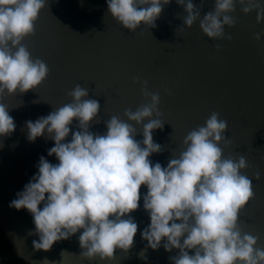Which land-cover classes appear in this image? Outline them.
Returning a JSON list of instances; mask_svg holds the SVG:
<instances>
[{"label":"clouds","instance_id":"9594fccd","mask_svg":"<svg viewBox=\"0 0 264 264\" xmlns=\"http://www.w3.org/2000/svg\"><path fill=\"white\" fill-rule=\"evenodd\" d=\"M47 2L0 0V101L5 94L37 88L48 75L46 62L32 57L21 43L34 32V22ZM169 2L106 0L108 13L132 31L141 23L154 26ZM176 3L184 6L183 25L198 22L210 38L226 37L225 26L235 23L231 13L237 3L245 13L255 8L258 23L264 19V0H214L213 9L202 16L193 0ZM262 36L264 32H259L255 38ZM134 80L148 102L134 111L125 108L126 119L112 115L105 121L103 134L89 130L100 104L79 83L67 93L71 102L25 122L27 139L51 138L55 143L48 155L58 159L53 164L40 156L38 171L9 204L31 214L38 236L32 241L34 248L49 250L54 242L83 229L78 236L81 255L106 260L113 258L115 248L127 251L137 223L126 214L138 208L143 184L147 187L143 208L150 224L140 235L147 247L157 249L163 239L166 251L179 249L176 256L169 257L173 264H264L259 237L238 226L239 212L253 196L252 180L241 171L247 167L243 155L235 159L223 156L220 142H229L227 121L211 112L203 125L187 132L178 156H172L166 166L153 163L148 157L161 151V145L153 140L152 132L164 123L160 94L149 90L147 80ZM9 110L0 102V136L15 129ZM74 118L79 130L72 129L71 140L65 141ZM137 126L142 128V140L135 139ZM188 249L194 250L191 255ZM139 255L147 259L144 250Z\"/></svg>","mask_w":264,"mask_h":264},{"label":"water","instance_id":"95a60500","mask_svg":"<svg viewBox=\"0 0 264 264\" xmlns=\"http://www.w3.org/2000/svg\"><path fill=\"white\" fill-rule=\"evenodd\" d=\"M193 3L200 6L201 16L214 7V0ZM242 7L235 5V23L225 26V38H210L198 22L183 25L186 13L176 0L163 6L154 26L141 23L133 31L108 13L106 0H48L34 32L21 41L32 57L46 62L48 75L37 88L5 94L0 101L10 108L15 123L10 135L0 136V230L19 257L29 264H173L169 257L179 249L166 251L163 239L160 247L151 249L140 235L150 224L143 208L146 185L139 188L138 208L126 214L137 223L132 246L127 251L115 248L113 258L106 260L80 255L78 236L83 229L54 242L49 250L35 249L32 241L38 236L31 214L9 206L38 171L40 156L58 163L55 154L48 155L55 141L44 135L29 141L25 122L71 102L67 93L79 83L100 104L89 130L103 134L112 115L126 119L125 108L134 111L148 102L135 77L147 80L149 90L160 94L164 123L152 132L161 145V151L148 157L153 163L166 166L178 156L184 136L203 125L211 112L227 121L229 142H220L223 156L245 157L247 167L241 171L252 180L254 192L239 212L238 226L258 236L264 246V36L255 38L264 32V19L258 23L256 9L245 13ZM69 127L65 141L71 140L72 129L79 130L75 118ZM142 138L137 126L135 139ZM142 250L147 259L139 255ZM187 251L191 255L194 250Z\"/></svg>","mask_w":264,"mask_h":264},{"label":"trees","instance_id":"16d2710c","mask_svg":"<svg viewBox=\"0 0 264 264\" xmlns=\"http://www.w3.org/2000/svg\"><path fill=\"white\" fill-rule=\"evenodd\" d=\"M0 264H29L23 258L19 257L13 247L4 239L0 230Z\"/></svg>","mask_w":264,"mask_h":264},{"label":"snow or ice","instance_id":"6c2138e0","mask_svg":"<svg viewBox=\"0 0 264 264\" xmlns=\"http://www.w3.org/2000/svg\"><path fill=\"white\" fill-rule=\"evenodd\" d=\"M253 195H254V192H253ZM250 202V201H249ZM81 255V254H80ZM81 256H83V255H81Z\"/></svg>","mask_w":264,"mask_h":264}]
</instances>
